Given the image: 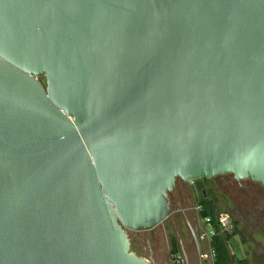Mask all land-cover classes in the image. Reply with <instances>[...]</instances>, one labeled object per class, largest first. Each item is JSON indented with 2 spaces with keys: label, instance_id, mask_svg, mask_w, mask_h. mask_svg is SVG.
<instances>
[{
  "label": "water",
  "instance_id": "water-1",
  "mask_svg": "<svg viewBox=\"0 0 264 264\" xmlns=\"http://www.w3.org/2000/svg\"><path fill=\"white\" fill-rule=\"evenodd\" d=\"M226 173L264 186V0H0V264H155Z\"/></svg>",
  "mask_w": 264,
  "mask_h": 264
},
{
  "label": "flooded vegetation",
  "instance_id": "flooded-vegetation-1",
  "mask_svg": "<svg viewBox=\"0 0 264 264\" xmlns=\"http://www.w3.org/2000/svg\"><path fill=\"white\" fill-rule=\"evenodd\" d=\"M168 197V218L148 234L157 241L160 264H264L261 183L230 173L191 181L176 178ZM205 209L213 214L208 216L212 234L201 237Z\"/></svg>",
  "mask_w": 264,
  "mask_h": 264
},
{
  "label": "rangeland",
  "instance_id": "rangeland-1",
  "mask_svg": "<svg viewBox=\"0 0 264 264\" xmlns=\"http://www.w3.org/2000/svg\"><path fill=\"white\" fill-rule=\"evenodd\" d=\"M41 82L44 84V79H41ZM220 217H224L223 214ZM156 227V230L160 227ZM149 231H139V232H130V242H131V249L140 256L147 257L149 253L152 255L153 260L156 264H160V259L157 255V241L156 239H151L148 236Z\"/></svg>",
  "mask_w": 264,
  "mask_h": 264
},
{
  "label": "built area",
  "instance_id": "built-area-1",
  "mask_svg": "<svg viewBox=\"0 0 264 264\" xmlns=\"http://www.w3.org/2000/svg\"><path fill=\"white\" fill-rule=\"evenodd\" d=\"M219 221L223 223L224 219L220 218ZM202 222L205 228L204 231H202L201 233V237L211 235L212 234L211 218L208 216H204L202 217Z\"/></svg>",
  "mask_w": 264,
  "mask_h": 264
},
{
  "label": "trees",
  "instance_id": "trees-1",
  "mask_svg": "<svg viewBox=\"0 0 264 264\" xmlns=\"http://www.w3.org/2000/svg\"><path fill=\"white\" fill-rule=\"evenodd\" d=\"M212 215H213L212 212L209 211L208 209H205V210L202 212V214H201L202 217H204V216H212Z\"/></svg>",
  "mask_w": 264,
  "mask_h": 264
}]
</instances>
